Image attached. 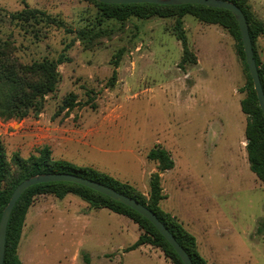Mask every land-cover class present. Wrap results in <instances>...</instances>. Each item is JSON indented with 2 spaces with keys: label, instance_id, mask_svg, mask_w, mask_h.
Instances as JSON below:
<instances>
[{
  "label": "rangeland",
  "instance_id": "1",
  "mask_svg": "<svg viewBox=\"0 0 264 264\" xmlns=\"http://www.w3.org/2000/svg\"><path fill=\"white\" fill-rule=\"evenodd\" d=\"M248 3L263 19L264 0ZM26 7L64 27L43 25L34 35L11 24L9 14ZM174 22L101 19L91 0H0V39L11 43L16 58H65L57 67V89L38 117L0 119L6 160L15 154L27 159L46 146L53 160L94 168L147 197L157 165L146 155L159 144L174 163L160 175V207L195 238L199 255L207 264H264V232H257L264 185L247 161L240 109L246 75L236 42L220 27L184 16L197 64L179 69ZM70 95L73 107L62 110ZM139 233L128 219L91 210L76 196H39L26 216L18 255L22 264H170L155 248L126 252Z\"/></svg>",
  "mask_w": 264,
  "mask_h": 264
},
{
  "label": "trees",
  "instance_id": "2",
  "mask_svg": "<svg viewBox=\"0 0 264 264\" xmlns=\"http://www.w3.org/2000/svg\"><path fill=\"white\" fill-rule=\"evenodd\" d=\"M99 8L101 19L125 22L135 17L138 19L173 18V35L182 47L179 69L197 64V57L189 49L183 17L192 16L199 23L216 25L227 32L236 42V53L242 63L246 75V84L241 92L245 97L240 100V109L246 116L245 138L247 161L251 172L264 185V115L259 108L251 77L245 63L241 36L238 24L231 12L223 9L209 8L200 5L163 6L155 4H124L105 5L91 0ZM235 4L244 14L254 59L260 82L264 92V63L261 62L256 40L264 38V20L255 18L248 0H222ZM10 23H20L25 31L36 35L43 25L64 27V23L40 10L24 8L20 12L9 14ZM88 34L82 32L81 36ZM65 58L60 56L56 61L42 59L30 63H22L13 55L11 43L0 39V119L3 121L23 120L26 117H38L45 105V98L53 94L59 83L57 67ZM116 71L112 73L110 85H114ZM75 103L69 96L62 103L63 109H71ZM146 158L157 165V171L149 177L147 197L135 190L128 183L101 173L91 167L76 166L65 160H53L48 147L37 149L36 154L27 159L15 154L12 162L6 160L4 148L0 143V217L3 209L15 189L23 180L38 174L64 173L72 174L101 183L114 191L128 196L152 211L169 230L176 242L186 251L193 264H207L197 251L195 238L189 234L178 220L164 211L160 203L165 199L161 186V174L173 168L171 155L159 144L151 148ZM67 195L78 197L91 210H108L122 216L137 226L140 231L137 240L125 251H134L143 246L158 249L164 259L170 264H183L170 244L155 229V227L134 210L111 200L86 187L64 182L39 184L27 189L16 202L7 224L3 264H22L19 255V245L26 216L34 200L39 196H51L58 200ZM258 233L264 232V220L260 222Z\"/></svg>",
  "mask_w": 264,
  "mask_h": 264
},
{
  "label": "water",
  "instance_id": "3",
  "mask_svg": "<svg viewBox=\"0 0 264 264\" xmlns=\"http://www.w3.org/2000/svg\"><path fill=\"white\" fill-rule=\"evenodd\" d=\"M95 1L105 5H124V4H155V5H163V6L200 5L209 8L223 9L231 12L239 27L243 52L245 56V63L253 83V88L258 100L259 108L261 109L264 115V92L262 89L257 66L254 59L251 39L248 32V25L243 12L235 4L222 0H95ZM54 182L72 183L86 187L90 190H93L101 195L110 198L115 202L123 204L124 206L134 210L142 217H144L146 220H148L155 227V229L170 244V246L173 248V250L178 255V257L180 258L183 264H193L186 251L176 242L175 238L172 236L169 230L164 226V224H162V222L157 218V216L148 208L141 205L136 200L128 196H125L123 194H120L101 183L86 178H82L76 175L64 174V173L38 174L23 180L20 184H18L15 187L0 217V264H3L8 220L16 202L18 201L20 196L30 187L39 184L54 183Z\"/></svg>",
  "mask_w": 264,
  "mask_h": 264
},
{
  "label": "crops",
  "instance_id": "4",
  "mask_svg": "<svg viewBox=\"0 0 264 264\" xmlns=\"http://www.w3.org/2000/svg\"><path fill=\"white\" fill-rule=\"evenodd\" d=\"M249 1V0H248ZM258 9V8H257ZM252 11L253 12H257L258 10H254L253 8H252ZM263 19H264V16L262 17ZM257 53H258V56H259V58H260V60H261V62L262 63H264V41H262L261 42V45H259V43L257 44ZM245 145H246V143H245ZM122 247V245H119V248H121ZM143 247H149V246H143ZM140 248H142V247H140ZM139 248V249H140ZM149 248H151V247H149ZM139 249H137V250H139ZM152 249V248H151ZM130 252V251H129ZM162 255V254H161ZM163 257V256H162ZM163 259H164V257H163ZM165 260V259H164ZM166 261V260H165Z\"/></svg>",
  "mask_w": 264,
  "mask_h": 264
}]
</instances>
